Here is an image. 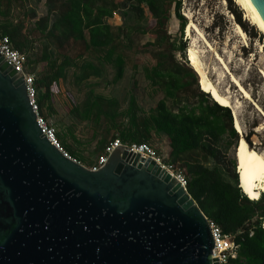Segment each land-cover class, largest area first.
I'll list each match as a JSON object with an SVG mask.
<instances>
[{"label":"water","instance_id":"1","mask_svg":"<svg viewBox=\"0 0 264 264\" xmlns=\"http://www.w3.org/2000/svg\"><path fill=\"white\" fill-rule=\"evenodd\" d=\"M249 1L264 23V0ZM213 248L206 217L152 159L118 146L91 172L63 157L0 56V264H218Z\"/></svg>","mask_w":264,"mask_h":264},{"label":"trees","instance_id":"2","mask_svg":"<svg viewBox=\"0 0 264 264\" xmlns=\"http://www.w3.org/2000/svg\"><path fill=\"white\" fill-rule=\"evenodd\" d=\"M2 4L0 2V7ZM173 5L175 16L180 22L181 37L178 44L169 41L165 28ZM5 7V12H0V17H7L9 14L11 0H5ZM179 8L180 0H62L57 11L49 8L46 16L37 24L44 37L53 39L60 49L70 43H78L85 51L102 53L99 60L115 67L116 83L124 75L123 52L131 50L130 43L125 39L137 32L136 28L127 23L132 20L137 27L139 23L146 22L148 17L151 18L155 25V49L151 52L155 64L143 67L142 71L145 80L157 89L161 98L148 113H142L132 96L128 100L127 109L119 112L116 99H106L90 93L80 110H75L72 114H77L85 121H103L107 131L110 128L117 129V134L111 139L100 142V153L92 166L114 138L122 143L148 144L154 136L165 137L168 140L169 154L168 160H164L185 176L186 191L206 219L216 225L223 235L231 236L238 246L236 258L229 259L227 264H264V191L256 201H251L238 185L239 177L235 170L236 149L240 138L233 128L230 109L219 106L209 94L201 91L198 74L187 64L186 46L182 43L186 22L179 14ZM116 12L123 19L122 27L115 28L106 23ZM232 14L238 26L246 32L241 15L234 11ZM258 36L256 33L249 34L252 39ZM0 37H7L13 49L19 53H27V42L20 39L17 28L11 22L0 23ZM175 51L180 52L182 62L176 60ZM41 60L54 72L56 79L63 78L64 70L72 63L64 60L62 64H58L57 57L46 53L42 54ZM81 69L82 73L77 78L79 82L99 74L91 62L83 64ZM35 86L39 114L51 125L41 112L44 106L51 109L48 104V85L46 92L38 96V89L44 86L42 75L35 79ZM191 100L195 102L191 103ZM67 135L75 141L71 134ZM67 135L61 136L56 132L63 149L76 160L75 149L66 143ZM224 136L231 138L236 146L235 159L228 160L227 166L221 158L219 147ZM250 136L248 134L244 140L251 148ZM208 161L213 165L208 166Z\"/></svg>","mask_w":264,"mask_h":264},{"label":"rangeland","instance_id":"3","mask_svg":"<svg viewBox=\"0 0 264 264\" xmlns=\"http://www.w3.org/2000/svg\"><path fill=\"white\" fill-rule=\"evenodd\" d=\"M0 2L3 3L0 12L4 13L5 0H0ZM61 5L62 0H11V10L7 17H0V23L2 21L11 22L12 26L17 28L20 39L27 42V53L24 55L29 65L26 71L33 74L35 79L42 75L44 80V86L38 89V96L46 92L47 85L49 87L50 101L48 104L51 109L44 106L41 112L59 135L71 134L73 136L75 141L67 135L66 143L71 144L75 149L76 160L85 168H89L100 153V142L104 139L106 141L111 139L117 134V129L110 128L107 131L103 121L96 122L94 119L85 121L72 113L80 110L90 93L106 99H116L119 112L127 109L128 100L132 96L136 100L138 110L142 113H148L155 107L161 94L145 80L142 71L143 67L155 64L151 54L155 49V25L149 17L146 22L139 23L137 27L132 20L127 23L136 28L137 32L125 39L127 43H130L131 50L123 52L124 75L120 81L114 83L115 67L99 60L98 57L102 53L85 51L84 47L78 43H70L60 49L53 39L44 37L37 22L46 16L49 8L57 11ZM233 11L241 15L242 23L246 27V32H244L246 45L235 31L234 25L238 26V24L232 14ZM179 14L186 22L182 43L186 46L187 64L190 66L187 53L194 45L200 51L199 56L204 64L208 80L221 95L229 97L239 107L238 120L242 135L237 133L238 138L241 136L245 138L251 134V148L264 153V119L252 104V102L255 103L264 113V79L262 76L264 73V37L246 19L244 11L233 0L230 2L227 0H180ZM191 22L203 33L213 51H209L193 31L190 37L187 36V25ZM106 23L115 28L122 27L124 24L118 12L114 13L112 18L107 19ZM165 28L169 41L172 44H178L181 37L180 22L175 16L174 5L171 7L170 19ZM145 31L146 33H143ZM251 33L259 36L252 39L249 37ZM123 42H125L124 38ZM43 53L57 57L58 64L68 60L77 66L70 63V66L66 67L63 72V78L56 79L54 72L42 62ZM215 54L222 58L230 75L234 76L249 93L251 103L244 99L238 89L230 83V75L214 58ZM174 55L177 61L182 62L180 52L175 51ZM86 62H91L99 74L79 82L77 78L82 73L81 66ZM194 102L191 100V103ZM148 144L162 158L168 160L169 146L165 137L154 136ZM219 147L222 152L221 158L227 166L228 160L235 159L236 146L231 138L224 136L219 142ZM212 165L213 163L208 161V166ZM235 173L237 174V170Z\"/></svg>","mask_w":264,"mask_h":264},{"label":"bare ground","instance_id":"4","mask_svg":"<svg viewBox=\"0 0 264 264\" xmlns=\"http://www.w3.org/2000/svg\"><path fill=\"white\" fill-rule=\"evenodd\" d=\"M239 8H241L244 13L246 19L261 33L264 37V23L259 18L258 14L254 10L252 4L249 0H233ZM235 31L239 35V37L243 40L246 45V36L244 31L240 28V26L234 25ZM191 31L196 33L199 39L206 45L205 47L209 51H213L211 45L207 43L203 33L191 22L187 25V36H191ZM196 44V43H195ZM200 51L193 45V47L187 53V60L192 69L198 74L200 78V89L202 92L209 94L212 100H214L219 106L229 108L232 111L234 117V126L236 130L242 135L241 126L238 120V111L239 107L237 103L231 101V99L227 96L221 95L215 86L208 80L206 75V70L204 64L199 56ZM217 62L222 64L224 71L230 75L228 72V68L222 58L218 55H214ZM222 68V69H223ZM264 79V73H263ZM230 83L234 85L238 92L242 95V97L250 103L252 102L251 97L247 91L240 85L238 80L230 75ZM255 109L263 116L264 113L260 110V108L252 102ZM236 162H237V174L239 177V187L242 190V193L251 201L257 200L260 196V193L264 191V153L257 152L256 150L250 148L245 142L244 138L241 136L238 147L236 149ZM264 228V222L262 224Z\"/></svg>","mask_w":264,"mask_h":264},{"label":"built area","instance_id":"5","mask_svg":"<svg viewBox=\"0 0 264 264\" xmlns=\"http://www.w3.org/2000/svg\"><path fill=\"white\" fill-rule=\"evenodd\" d=\"M0 56L7 62L8 65H14L17 73L22 77L25 84L27 98L29 101L30 108L36 116V124L39 131L51 142L63 157L72 160L73 162L81 165L77 160L71 158L67 152L63 149L60 142L56 137V129L52 125H48L39 114V108L37 105V91L35 86V77L33 74L26 71L28 61L27 57L13 49L7 37H0ZM123 147L131 151L136 152L137 155L148 160L152 159L159 166H161L165 171H167L174 179L186 190L187 181L185 176L173 165L167 163L164 158H162L158 152L149 144H128L122 143L118 138H114L110 141L104 148L103 153L97 159L95 165L86 168L91 172H97L100 170L107 162L109 156L118 147ZM84 167V166H83ZM209 229L213 238L214 248L212 250V257L218 264H227L229 259H235L238 246L234 243L231 236L223 235L221 230L214 225L212 222L208 221Z\"/></svg>","mask_w":264,"mask_h":264},{"label":"flooded vegetation","instance_id":"6","mask_svg":"<svg viewBox=\"0 0 264 264\" xmlns=\"http://www.w3.org/2000/svg\"><path fill=\"white\" fill-rule=\"evenodd\" d=\"M76 249H77V248H76ZM78 250H79V249H77V254H79V253H78ZM78 256L80 257V254H79ZM11 259H12V256L8 258V261H11Z\"/></svg>","mask_w":264,"mask_h":264},{"label":"crops","instance_id":"7","mask_svg":"<svg viewBox=\"0 0 264 264\" xmlns=\"http://www.w3.org/2000/svg\"><path fill=\"white\" fill-rule=\"evenodd\" d=\"M254 201H256V200H254Z\"/></svg>","mask_w":264,"mask_h":264}]
</instances>
